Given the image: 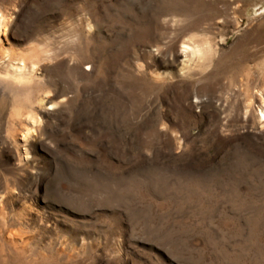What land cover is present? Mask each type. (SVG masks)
Here are the masks:
<instances>
[{
	"label": "rangeland",
	"instance_id": "rangeland-1",
	"mask_svg": "<svg viewBox=\"0 0 264 264\" xmlns=\"http://www.w3.org/2000/svg\"><path fill=\"white\" fill-rule=\"evenodd\" d=\"M0 15V264H264V0Z\"/></svg>",
	"mask_w": 264,
	"mask_h": 264
},
{
	"label": "bare ground",
	"instance_id": "bare-ground-1",
	"mask_svg": "<svg viewBox=\"0 0 264 264\" xmlns=\"http://www.w3.org/2000/svg\"><path fill=\"white\" fill-rule=\"evenodd\" d=\"M8 24H9V19L7 17H5L4 15H0V46H2V41L5 40V36L7 34V30H8ZM188 48H185V50H187ZM196 51H193L191 49V53L192 54H195ZM12 57V53L10 50H6L4 52V55H3V59L4 58H10ZM8 68L9 69H12V71H16L14 69V65H12L10 62L8 63ZM0 79H2L0 77ZM5 80V79H4ZM9 81V80H8ZM32 81V80H31ZM30 79L28 78H25V79H21L19 81H9V82H6V83H9L10 84V87H15V88H18L20 89L22 92H25V89L28 88V85L30 84ZM264 98V97H263ZM42 103H44V99L42 98ZM24 103V104H23ZM29 102H22L21 100H17L16 99V103L14 104V108H13V112H12V115H13V118L15 120H20L21 124H22V120L24 119L23 117L26 118V124H25V129L23 131V139L25 140V142H28L29 138H31L33 136V133L35 131H37L38 129H36V126L37 124L40 123V119L39 118H36L37 115L34 114V111L30 110V111H27L24 107H28V104ZM264 103V101H263ZM13 119V120H14ZM259 120L261 123H264V107L262 109H260L259 111ZM28 123V125H27Z\"/></svg>",
	"mask_w": 264,
	"mask_h": 264
}]
</instances>
